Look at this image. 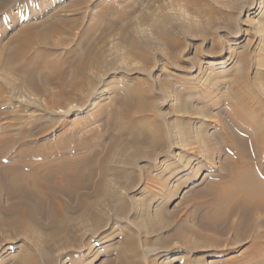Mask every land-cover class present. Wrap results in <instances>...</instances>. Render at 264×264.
Masks as SVG:
<instances>
[{
    "label": "rangeland",
    "instance_id": "rangeland-1",
    "mask_svg": "<svg viewBox=\"0 0 264 264\" xmlns=\"http://www.w3.org/2000/svg\"><path fill=\"white\" fill-rule=\"evenodd\" d=\"M20 5L27 4L24 0L12 2L10 23ZM36 10L37 16H52L45 21L58 25L59 32L54 38L62 43L69 45L72 42L78 47L77 41L83 38L82 34L90 32L91 37L88 35L85 39L92 40L103 62L99 70L89 72V78L96 85L93 91L96 94L87 104H82L77 97L64 109L69 112L68 119L73 124L82 120L74 114L85 112L84 118L92 124L88 125L91 130L89 135L85 133L84 137L96 138L91 146L85 145L86 149L81 148L79 153L84 156L91 148L95 151L87 163L93 176L85 191L88 189L90 192L89 201L100 211L104 222L100 234L94 233L96 227L91 220L83 224V233L91 240L90 245L80 248L79 253H85L86 264H106L108 260L118 264L120 255L135 259L140 264H180L184 254L192 258V254L181 249L176 240H173V248L168 252L161 245L170 239L176 229L189 230L194 225L201 226V215L192 220L194 200L191 198L194 191L201 189L211 177V172L218 171L217 165L222 162V158L218 157L220 151L211 160L209 155L215 148L224 149L226 145H212L210 138L214 135L220 138V126L215 127L216 123L223 121L224 126L227 125L225 110L233 105L226 103L227 96L231 102L236 98L244 99L237 94L238 88L241 93L247 89L242 83L246 79H241L239 75L244 68V56L248 59L250 87H247L254 92L253 100L258 96L260 102L264 101V0H52L46 8ZM63 21L68 26L72 24L74 30L64 32L66 24ZM15 30L7 32L8 36L4 39L7 40ZM13 45L8 48L13 49ZM50 59L62 61L63 75L69 78L73 74L75 61L64 64V55H55ZM56 86L54 83L51 88ZM16 97L21 98L19 94ZM249 97L251 95L246 96ZM22 98L28 100L25 94ZM126 98L128 101L130 98L136 102L140 100L149 108L145 113L138 114L133 107L135 116L141 115L149 121L153 111L162 122L168 141L164 150H155L149 143L135 144L133 140H136L139 128L128 123L125 115L121 117V127L126 130L113 126L114 109L117 113L123 112L122 103ZM182 103H186L183 111L180 110ZM23 104L30 106L27 102ZM73 106L74 109H71ZM243 106H237L236 110H240L235 114L243 124L249 113L258 121L262 119L257 108L250 107L245 99ZM33 109L30 108V111ZM99 110L104 114L100 115ZM245 127L247 130V124ZM131 129L137 132L132 133ZM110 145L113 148L106 154ZM202 153L208 159L202 158ZM100 177L104 178L103 184L99 182ZM77 199L71 200L73 206ZM71 214L78 219L80 211L75 209ZM164 221H169L172 227L161 229L159 223ZM75 222L82 223L79 220ZM225 227L219 224L216 231H204L221 246L231 244L234 248L206 258L197 255L200 258L198 264L242 259L243 251L252 244L251 240L248 238L239 244L241 239L231 232H223ZM126 228L137 235L135 249L123 244ZM263 230L261 227L258 232ZM0 234L6 238L0 245V257L14 258L20 251L21 239H13L8 233ZM189 236L191 245H196L195 237ZM199 241L202 245H211ZM61 251L59 248L54 251V263H50L46 255L42 257L39 254L41 264L82 262L63 255Z\"/></svg>",
    "mask_w": 264,
    "mask_h": 264
},
{
    "label": "bare ground",
    "instance_id": "bare-ground-1",
    "mask_svg": "<svg viewBox=\"0 0 264 264\" xmlns=\"http://www.w3.org/2000/svg\"><path fill=\"white\" fill-rule=\"evenodd\" d=\"M13 1L15 0H0V233H8L13 239L20 238L21 244L20 251L14 258L1 256L0 264H41L39 254L42 257L46 255L49 262L54 263L53 253L57 248L62 250L63 255L80 259V264H86L85 253L79 252L80 248L90 245L91 239H87V235L83 233V224L91 220L96 227L94 233L100 234L104 220L100 211L89 201L90 192L88 189L85 191L92 182L91 166L89 170L87 163L92 159L94 149L86 151L84 156L79 150L85 145L91 146L96 138L94 135L93 138L84 137L85 133L89 135L88 132L91 131V121L84 118L85 112L74 114L82 119V122L73 124L68 119L69 112L64 109L77 97H80L82 104H87L96 94L93 92L96 85L89 78V72L99 70L103 62L92 40L85 39L90 32L82 34L83 38L77 41L78 47L72 42L68 45L55 40V33L59 32L58 25L45 21L52 16L48 13L46 16L36 15V9L46 8L52 0H24L27 5H20L10 23ZM62 23L66 24L64 32L70 33L69 30H74L72 24L68 26L66 21ZM14 29L15 32L5 40L7 32ZM11 44H14L13 49L8 48ZM63 50L65 52H62ZM55 55H64V64L75 61L73 74L71 73L69 78L63 75L62 61L55 62L57 60L50 59ZM146 60L148 61V57ZM247 60V56H244V68L239 73L241 79H246V82L242 83L247 89L241 93L238 88L237 94L244 98L250 107L257 108L256 111L260 112L262 119L259 118L258 121L254 115V118L250 117L249 113L243 124L235 116L237 110H240H236L237 106L240 105L241 108L244 99L242 101L236 98L231 102L227 96L226 103L233 104L229 105L230 109L225 106L227 125L225 127L223 121L216 123L215 127L220 126V138L215 135L210 138L212 145H226L224 149L215 148L209 155L211 160L220 151L218 157L222 158V162L217 165L218 171L213 170L211 177L207 178L201 189L194 191L193 199L191 198L194 200L192 220L196 215H201V226L194 225L195 227L189 230L176 229L170 239L161 245V248L168 252L173 248V240H176L181 249L192 254L193 259L184 254L183 259L180 258V264H198L200 258L197 255L203 258L234 248L231 244L221 246L220 242L213 241V238L205 233L216 231L219 224H222V227L226 225L223 232H231L237 239H241L240 242L237 241L239 244L248 238L252 244L243 251L242 259L222 260L214 264H264V230L258 232L261 227L264 228V101L260 99V102L258 96L254 100L252 98L254 92L248 88L250 86ZM54 83L57 86L51 88ZM17 94L20 99L16 97ZM24 94L28 100L22 98ZM247 95L251 97L246 98ZM22 102H27L30 106H24ZM134 102L136 101L133 98L123 102V112L117 113L114 109L113 126L125 129L121 127V117L125 115L128 123L134 128H139L136 140H133L135 144L149 143L155 150H164L168 141L162 122L153 111L149 121L144 120L141 115L135 116L133 107L137 109L138 114L145 113L149 108L140 100ZM17 103L21 106L23 104L24 108L17 106ZM184 104L186 105L182 103L180 107L181 111L185 110ZM30 108L35 111L31 112ZM71 109H74V106ZM97 112L104 114L101 110ZM246 124L247 130L244 128ZM144 127L150 129L146 130ZM111 146H108L106 154L113 148ZM204 154L202 153V158L208 159ZM94 155L96 157V154ZM104 160L106 161L105 158ZM104 160L101 162L103 165ZM103 180L104 178L99 181L100 184H103ZM76 197L78 202L73 206L71 200ZM75 209L80 211L78 219H74L71 214ZM76 220L82 223L78 224ZM159 224L163 230L172 227L169 221ZM189 235L195 237L196 245H191ZM251 236L255 237L250 238ZM199 240L211 245H202ZM5 241V236L0 234V245ZM123 244L136 248L137 235L128 228L125 229ZM134 261L135 259L120 255L118 264H140L139 261ZM106 264H112V260H108Z\"/></svg>",
    "mask_w": 264,
    "mask_h": 264
}]
</instances>
